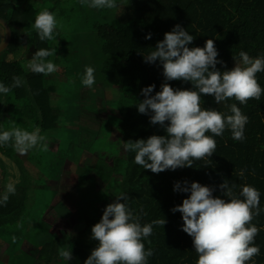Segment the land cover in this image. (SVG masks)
Masks as SVG:
<instances>
[{
	"label": "trees",
	"instance_id": "16d2710c",
	"mask_svg": "<svg viewBox=\"0 0 264 264\" xmlns=\"http://www.w3.org/2000/svg\"><path fill=\"white\" fill-rule=\"evenodd\" d=\"M36 1H40L39 7L35 6L34 0H21L19 7L9 3V0H0V9H5L1 19L6 20L13 31L12 41L4 51H9L12 56L8 61L0 63V83L11 88L13 78L17 76L25 82L21 87L11 88L7 95L0 93V133L6 131V114L21 106L26 118L16 121V127L27 131L39 128L40 132L48 135L50 131L64 129V134H69V127L65 124L66 109L63 99L59 98L61 94L58 93V87L50 85L47 76L33 73L28 68L30 60L39 49H56V53L47 58L50 61L53 57L58 61L76 57L77 51V57L91 56L94 62L97 59L101 62V74L107 86L94 85L88 88L82 85L78 128L70 133L71 136L76 135L73 139L75 146L73 149L70 142L68 151L63 155L66 157L65 171L69 174V169L77 170L72 175L76 180L86 176L89 171L88 160L82 166H77L79 154L85 151L82 134H95V139L90 141L87 158L93 157L92 159L97 160L101 155L97 150L99 147L103 148L101 144L114 142L124 147V143L129 140H146L154 134L166 135L159 125H151L149 115L139 113L136 106L144 99L141 94L143 88L155 84L154 95L164 83L162 65L159 61L156 64L145 63L144 55L154 51L157 42L163 40L164 34L171 31L175 25H181L195 37L189 47H204L208 39H213L219 53L217 59L224 62L217 65L221 71L230 70L236 63L234 57L240 59L241 51L247 52L252 58L264 57V0H117L119 7L112 10L90 8L82 0H75L74 3H70V0ZM45 9L53 12L58 18H67L68 23L71 18H77L78 9L88 12L92 18V28L87 42L91 41V44L83 45L64 38L62 40L61 34L65 32L62 33L58 28L54 32L55 40L59 44L57 47L50 46L53 40L41 41L33 25L37 15ZM66 26L68 28V24L63 23L62 27ZM65 31L66 34L69 33ZM149 33L152 38L145 39ZM5 36V28L0 24V43ZM15 53L18 56H14ZM257 79L264 88V72L258 73ZM169 83L173 88H193L191 82ZM104 88L111 98L104 94L96 96L98 92L103 93ZM57 99L58 102L55 101ZM203 99L204 107L230 114L223 103H215L213 96H203ZM97 101H106L110 110L112 109V115L120 117L118 126L110 129L105 119L96 121L99 123L98 128L94 125L96 129L91 127L93 123L91 126L87 124L88 118L83 117L82 108L84 105L94 106ZM227 103H236L248 117L245 139L233 140L230 130H226L222 137H214L217 149L207 161V166L203 161H196L191 168L166 170L155 174L135 163V152L125 150V147L119 150L122 152V159L126 160L119 193L128 195L127 204L134 213L141 214L142 224L151 223L156 219L167 220L164 228L154 226L153 234L143 241L146 249L151 248L154 251V255L149 258V264H197L199 257L195 252L192 237L182 230V214L171 211L176 205L182 204L190 194L175 192L174 184L185 180L189 183L199 182L215 188L214 196L227 199L219 189V185L226 179L230 184L237 185V194L243 185L253 186L261 193V212L252 221L259 229L254 243L259 247L260 253L248 264H264V95L259 101L249 100L246 105L239 104L234 99ZM106 113L109 117V110ZM94 116L99 117L96 113ZM206 135L212 134L209 132ZM109 138L111 139L108 141ZM1 147L0 152L13 160H16V156H24L17 153L11 145ZM36 155L40 156L37 150ZM241 170L244 171L243 180L238 176ZM102 178L105 181L104 177ZM7 179L4 175L0 177V194L5 191L6 185L12 182L5 184ZM76 184L62 181L60 188L63 186L77 189ZM54 185L55 183H51L49 187L55 188ZM14 186L15 193L9 196L6 204H0V233L6 227L21 224L24 217L30 216L26 209L30 193L28 186L21 183H14ZM70 194L72 193L68 195ZM94 200L96 202H91L90 211L83 210L85 227L67 239L55 237L46 241L38 251L36 264H84L98 244L91 239V229L100 222L106 206L113 203L108 198L99 197ZM141 208L146 215L140 212ZM30 218L32 219L31 216ZM33 225L34 221L31 226ZM148 240L151 241L150 244ZM64 246L72 247L71 261L59 256L58 250Z\"/></svg>",
	"mask_w": 264,
	"mask_h": 264
},
{
	"label": "clouds",
	"instance_id": "9594fccd",
	"mask_svg": "<svg viewBox=\"0 0 264 264\" xmlns=\"http://www.w3.org/2000/svg\"><path fill=\"white\" fill-rule=\"evenodd\" d=\"M90 8L117 9V0H82ZM62 27L56 15L47 9L41 11L33 27L41 41L55 40L54 32ZM149 33L145 39H151ZM195 37L177 24L158 41L154 51L144 55L145 63L163 67L164 83L160 91L153 92L155 84L142 89L144 96L136 106L138 112L149 115L151 125H159L166 135H151L146 140H129L124 143L125 150L135 152V163L145 170L159 174L166 170L191 168L196 161L205 162L216 152L217 141L226 130L232 133V139L243 141L248 117L234 99L246 105L249 100L259 101L264 95L257 74L264 72V57L252 58L247 52L239 53L240 59L230 70L221 71L218 64V50L213 39H208L204 47H189ZM56 49H39L30 60L28 68L36 74L48 76L58 71L57 65L47 58L54 55ZM226 67V65H225ZM95 69L85 67L82 84L92 88L96 82ZM170 81L191 82L192 89L173 88ZM20 77L13 78L11 88L23 86ZM11 88L0 83V93L7 95ZM203 96H213L217 105L223 103L228 113L214 108L204 107ZM212 135H206V133ZM47 137L39 128L27 131L14 127L0 133V146L11 145L14 150L25 155L32 150L47 151ZM241 180L244 171L238 173ZM237 185L225 180L219 185L221 196H214L216 190L199 182L187 180L176 182L174 191L189 193L183 203L171 209L182 214V230L192 237L197 264H248L260 249L255 245L259 229L252 221L260 215L261 193L253 186L243 185L235 191ZM16 191L14 183L9 182L0 194V204H6L9 196ZM115 202L106 206L100 222L91 229V239L97 246L91 251L84 264H149L154 255L151 248L145 247L144 240L154 231V226L166 225V218L142 224L141 214L134 213L127 204L126 193L115 195ZM242 197V199L240 198ZM123 201V202H121ZM143 213V209L140 210ZM146 215V213H143ZM17 227H22L18 224ZM150 244L151 241L148 240ZM59 256L66 260L73 259L72 247L64 246Z\"/></svg>",
	"mask_w": 264,
	"mask_h": 264
},
{
	"label": "rangeland",
	"instance_id": "374dc122",
	"mask_svg": "<svg viewBox=\"0 0 264 264\" xmlns=\"http://www.w3.org/2000/svg\"><path fill=\"white\" fill-rule=\"evenodd\" d=\"M74 1L70 0V3H74ZM9 3L19 7L21 0H9ZM34 4L39 7L40 1L34 0ZM4 12L5 9L1 8L0 18L4 16ZM56 18L59 24H68V28L67 26L65 28L58 26L62 33L65 32V34H61L62 40L64 38L83 45L91 44V41L87 42L92 28V18L88 12L85 13L78 9L77 18H71L70 23L67 22V18H58L57 16ZM14 29L17 30L16 27ZM65 30L69 33L66 34ZM58 45L57 40L50 43L52 47ZM13 55L18 56L17 53ZM77 55L78 51L76 57L59 61L53 57L51 62L57 65L58 71L47 76L48 83L58 87V93L61 94L59 98L63 99V106L67 114L65 124L69 127V134H64V129L50 131L49 135L41 132L42 135L45 134L48 138V150L39 151L40 156L36 155V150H32L24 156H16V160H13V158H9L0 152V177L4 175V178H8L5 184L12 181L15 184L21 183L28 186L30 193L26 209L32 217V219L30 216L24 217L21 223L22 227H7L5 231L3 230L0 233V264H7V259L9 264H36L38 262V251L47 240L50 241L55 237L62 240L67 239L78 234L85 227L83 210L90 211L92 209L91 202H96L94 199L99 197L101 199L108 198L114 202L115 195L120 191V183L126 164V160L122 159V152L120 151L124 147H120L119 143L114 142L107 145L101 144L100 146H103V148L99 147L97 150V153H101L98 156L99 159L87 158L90 141L95 139V134L91 131L89 132L92 135L82 134L85 151L79 154V163L77 164L80 167L88 160V174L79 177L78 181L74 176L72 177L77 170L69 169V174L65 171L64 161L66 157L63 155L68 151L70 142L73 144V149L75 146L73 139L76 135L72 134L71 136L70 133L75 132L78 128L79 114L81 113L80 92L82 91V78L85 67L90 66L95 69V87L107 86L101 74V62L97 59L94 62V58L92 59L91 56L85 58L82 56L77 57ZM10 56L12 55H9V51L1 54L0 63L8 61ZM105 90L104 88L103 93H96V96L99 97L104 94L107 98L110 97L108 93H105ZM55 101L58 102V99ZM98 101L94 106L84 105L82 108L83 117L88 118L87 124L91 126V123H93L91 127L96 129L95 126L97 128L99 126L96 121L105 119L110 129L113 126H118L120 117L112 115V109L110 110V106L106 104V101L104 103H98ZM108 110L110 112L109 117L106 113ZM95 113L99 117L94 116ZM9 114H6V119L10 116ZM7 127L10 128L9 125ZM1 150L2 147L0 146ZM62 181L77 183L75 187L79 190L63 186L60 188ZM51 183H55V188L49 187ZM69 193L72 194L68 195ZM69 204L71 206L68 207ZM32 220L34 221L33 227L31 226Z\"/></svg>",
	"mask_w": 264,
	"mask_h": 264
},
{
	"label": "water",
	"instance_id": "95a60500",
	"mask_svg": "<svg viewBox=\"0 0 264 264\" xmlns=\"http://www.w3.org/2000/svg\"><path fill=\"white\" fill-rule=\"evenodd\" d=\"M0 24L4 26L6 32L5 39L0 43V55H1L10 45L13 37V31L11 26L7 23L6 20L0 18Z\"/></svg>",
	"mask_w": 264,
	"mask_h": 264
},
{
	"label": "crops",
	"instance_id": "0c3cea01",
	"mask_svg": "<svg viewBox=\"0 0 264 264\" xmlns=\"http://www.w3.org/2000/svg\"><path fill=\"white\" fill-rule=\"evenodd\" d=\"M22 111H23V109H22V107L20 106L19 108H18V110L16 111V112H18V113H20V114H22ZM24 115H22L21 117H19V115H17V117H15L16 119H20V120H23L24 119ZM20 120H18V121H20ZM10 126V128H8L7 126ZM15 127V125L9 120V118H5V120H4V129H6L7 131H9V130H11L12 128H14ZM33 221V220H32ZM7 229V227L6 228H4V231ZM47 241H49V240H47ZM7 264H9V260L7 259Z\"/></svg>",
	"mask_w": 264,
	"mask_h": 264
},
{
	"label": "bare ground",
	"instance_id": "6f19581e",
	"mask_svg": "<svg viewBox=\"0 0 264 264\" xmlns=\"http://www.w3.org/2000/svg\"><path fill=\"white\" fill-rule=\"evenodd\" d=\"M17 110H15V111H9L8 113H10L9 115V120L12 122V123H14V125H15V127H16V121H18V120H20V119H16L15 117H17V115H19V117H21L22 115H24L25 117H24V119L26 118V115H25V112L24 111H22V114H20V113H18V112H16ZM23 119V120H24ZM7 131V130H6Z\"/></svg>",
	"mask_w": 264,
	"mask_h": 264
}]
</instances>
